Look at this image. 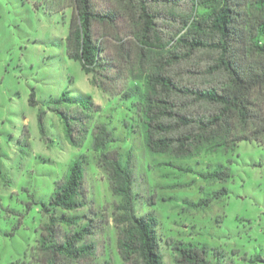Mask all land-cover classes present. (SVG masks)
<instances>
[{"label": "rangeland", "instance_id": "374dc122", "mask_svg": "<svg viewBox=\"0 0 264 264\" xmlns=\"http://www.w3.org/2000/svg\"><path fill=\"white\" fill-rule=\"evenodd\" d=\"M95 1L98 8L106 5ZM60 2L0 0V264L30 263L47 221L42 205L76 160L85 171V207L68 215L94 221L93 262L121 264L112 223L119 199L92 150L95 125L113 139L103 152L129 162L135 213L156 218L164 264H174L171 241L204 251L210 264H249L264 255V146L240 142L233 150H202L185 159L148 154L131 106L136 99L122 97L128 75L115 69L108 93L89 83L80 64L66 56L72 9L60 11ZM110 44L108 52L115 54ZM125 49L132 58V46ZM31 93L35 106L28 105ZM62 93L77 104L58 103ZM220 172L228 177L214 176Z\"/></svg>", "mask_w": 264, "mask_h": 264}, {"label": "trees", "instance_id": "16d2710c", "mask_svg": "<svg viewBox=\"0 0 264 264\" xmlns=\"http://www.w3.org/2000/svg\"><path fill=\"white\" fill-rule=\"evenodd\" d=\"M58 7L72 9L66 56L80 64L93 87L108 93L113 72L128 75L122 97L136 99L131 106L148 154L185 159L202 150H233L240 142L264 146V0H106L103 8L95 0H62ZM34 98L31 93L28 105L35 106ZM57 102L77 104L66 93ZM60 114L73 140L74 130ZM37 125L44 137L39 115ZM90 134L97 165L119 199L112 223L121 264H164L156 218L135 213L129 162L103 152L113 141L103 125ZM84 183L82 162H71L42 205L47 221L28 264H96L89 241L94 221L68 215L85 207ZM170 244L174 264H210L204 251ZM248 263L264 264V255Z\"/></svg>", "mask_w": 264, "mask_h": 264}]
</instances>
